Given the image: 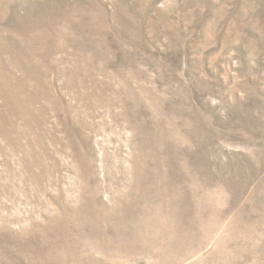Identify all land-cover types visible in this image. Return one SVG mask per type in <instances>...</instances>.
Masks as SVG:
<instances>
[{
    "label": "rangeland",
    "instance_id": "1",
    "mask_svg": "<svg viewBox=\"0 0 264 264\" xmlns=\"http://www.w3.org/2000/svg\"><path fill=\"white\" fill-rule=\"evenodd\" d=\"M170 261L264 264V0H0V264Z\"/></svg>",
    "mask_w": 264,
    "mask_h": 264
},
{
    "label": "bare ground",
    "instance_id": "2",
    "mask_svg": "<svg viewBox=\"0 0 264 264\" xmlns=\"http://www.w3.org/2000/svg\"><path fill=\"white\" fill-rule=\"evenodd\" d=\"M163 205V204H162ZM121 210V209H120ZM160 210V209H159ZM163 210V209H162ZM122 223V222H121ZM152 227V226H151ZM142 230V229H141ZM152 232V231H151ZM169 234V233H168ZM171 236V235H170ZM162 237V236H161ZM148 239V238H147ZM178 240V239H177ZM139 241V240H138ZM150 242V241H149ZM153 242V241H152ZM154 242H156V241H154ZM126 243V242H125ZM132 243V242H131ZM156 244H158V243H156ZM156 244H154V245H156ZM177 244V243H176ZM180 244V243H179ZM84 245H86V244H84ZM163 245V244H162ZM181 245V244H180ZM153 247V246H152ZM167 247V246H166ZM178 247H179V245H178ZM192 247H194V246H192ZM148 248H150V247H148ZM120 249V248H119ZM123 251V250H122ZM152 251V250H151ZM151 251H150V253H151ZM167 252H169V251H167ZM85 253V252H84ZM147 253H148V251H147ZM89 254V253H88ZM153 254V253H152ZM160 254V253H159ZM166 254V253H165ZM77 255V254H76ZM172 255V254H171ZM84 256H85V254H84ZM87 256V255H86ZM157 256V255H156ZM169 257V256H168ZM105 258V257H104ZM127 258V257H126ZM181 258V257H180ZM157 259V258H156ZM170 259H171V261H172V258L170 257ZM169 259V260H170ZM151 260H153V259H151ZM167 260V259H166ZM146 261V260H145ZM157 261V260H156ZM164 261V260H163ZM170 261V262H171ZM103 262V261H102ZM168 262V261H167ZM166 262V263H167ZM169 262V263H170ZM149 263V262H148ZM165 263V262H164ZM175 263V262H174ZM151 264H153V263H151ZM155 264V263H154ZM161 264V263H160ZM163 264V263H162ZM168 264V263H167ZM171 264H173V262H171Z\"/></svg>",
    "mask_w": 264,
    "mask_h": 264
}]
</instances>
